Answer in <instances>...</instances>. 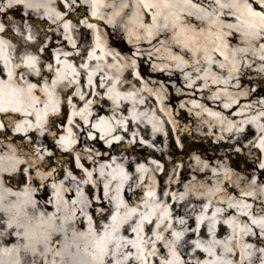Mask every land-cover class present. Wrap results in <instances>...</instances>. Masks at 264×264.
Masks as SVG:
<instances>
[{
  "label": "bare ground",
  "instance_id": "bare-ground-1",
  "mask_svg": "<svg viewBox=\"0 0 264 264\" xmlns=\"http://www.w3.org/2000/svg\"><path fill=\"white\" fill-rule=\"evenodd\" d=\"M21 6L29 17L50 18L53 32L43 30L42 40L35 44L19 40L10 28L30 37L36 34L34 19L16 14ZM63 6L66 13L60 16ZM80 11L84 16L74 14ZM89 24L96 27H88L93 32L95 59L82 69L84 50L78 33ZM0 26L6 27L0 32L4 59V68L0 66L4 124L0 129V264H161L159 258L172 264H194L189 258L205 259L207 264L215 260L226 264L227 259L248 264L244 253L252 254L253 263L264 261V169L257 167L264 155V134L257 141L249 127L248 134L238 133L245 117L264 129V84L256 77L264 74V0H0ZM62 30L79 50L77 56L68 55L73 49L55 35ZM113 33L124 37L114 38ZM45 38H49L47 47L55 49L53 54L47 48L39 53ZM53 57L58 64L43 72L42 62ZM147 57L152 63L148 69L143 64ZM128 77L131 81H124ZM101 80L110 86L108 100L100 97ZM169 82L176 91L164 89ZM257 83L261 85L252 92ZM11 86H17V94L8 93ZM130 90L133 94L121 93ZM79 91L85 92L82 98ZM59 96H69L73 103L63 137L67 146L77 140L71 149L77 157L76 161L59 159L48 167L46 159L60 151L48 137L36 135L34 125L44 123L43 112L53 109ZM175 100L188 105L195 129L233 139L228 145H240L252 162L244 166L231 158L226 162L229 154L218 151L224 145L220 141L214 148L193 150L182 160L178 176L175 172L166 179L158 176L155 161L161 159V151L145 145L137 149V135L130 132L137 130L151 144L161 143V130L178 134L189 117L185 111L171 117L169 107ZM117 111L128 116L125 132ZM47 120L54 123L50 117ZM85 133L93 134L92 139L84 136L81 141ZM117 135L131 136L133 144L124 150L115 149L113 143L109 149L101 144L96 150L90 147L99 136L108 141ZM81 143L91 149L81 148ZM146 156L153 161L145 160ZM135 162L138 173L128 175L125 170ZM64 166L76 179L65 173ZM15 169H25L28 178L21 172L18 178ZM212 183L220 184V191L209 192ZM84 185L86 195L78 193ZM144 188L149 196L143 198L144 209L139 212ZM181 192L184 196L178 195ZM107 202L116 206L118 216L111 227L102 229L98 211ZM248 203L255 222L245 215ZM214 206L221 211L214 213ZM192 213L200 221L205 218L196 243L203 249L190 255L194 244H183L192 231L182 240L178 235L187 225L195 226ZM88 216L93 225L86 223ZM150 216L147 226L142 219ZM176 216L188 220L180 224ZM128 218L129 223H124ZM130 223L135 224L132 233ZM212 224L218 231L210 238L206 228ZM100 230L102 239L97 236ZM143 232L148 236L142 241ZM207 246L213 253L206 256Z\"/></svg>",
  "mask_w": 264,
  "mask_h": 264
},
{
  "label": "rangeland",
  "instance_id": "rangeland-1",
  "mask_svg": "<svg viewBox=\"0 0 264 264\" xmlns=\"http://www.w3.org/2000/svg\"><path fill=\"white\" fill-rule=\"evenodd\" d=\"M86 11V9H85ZM77 16H84L83 11L80 12H75L74 13ZM8 17L12 16V15H7ZM88 27H93L96 28L94 24H89L87 26V28L83 29V32L81 33V37H82V43L84 46H87L89 44L90 41V37H91V31L88 30ZM120 35H113L114 38H118ZM122 38V36H120ZM143 64L145 65V67L148 69L152 63L149 62L148 57L143 61ZM264 75H257L256 77L258 79H260L261 81H263L264 83V79H263ZM249 77H253V75H249ZM130 79V78H129ZM169 88L164 87L165 90L167 91H176L174 90V83L173 82H169ZM191 102H195L198 103L197 100H193ZM108 108V106H107ZM189 107L186 104H182L181 102H178V100H175L173 105L171 107H169V114L171 115V117L173 116H182V111H185V114L189 117L187 118V121L185 122V124H182V127L179 130V133L175 136L174 134H169V142L171 140V144L167 143L166 140H164V138L161 139V143H156V144H151V142L147 139H141L139 138L138 141L140 144H138L136 147L137 149H140L142 147L147 146L148 148H152L155 151H161L162 157L159 160H156L155 163L156 165L159 166V168L156 170V172L158 173V176H161L162 179H166L169 177V175L172 172L176 173V176H178L180 167L182 165V160H186L188 159L189 154L193 151V150H200L203 151V149H211L214 148L215 146L219 145L220 141L224 142L223 146L219 147V152L221 153H225L227 152L229 154L228 157H226L224 160L226 162H228V160L231 158L233 160V162L235 164H237L238 166H244L245 163H251L252 159L251 156L247 153H244V151H242L240 149V145H234V146H230L228 145L227 142H231L233 141V139H226L222 136H220L218 133H213L210 130H206V131H202L199 128L195 129L194 126L191 125L190 122V112H189ZM214 113H218V111H214ZM198 123H201V121H199ZM186 124H188L189 127L186 126ZM191 129V132L189 131ZM193 133V135H191ZM184 135H188V138L186 139L187 142L185 143H191L193 144L192 146H189L186 150L181 151L179 148V141H181L184 138ZM84 136H88V137H93V134L91 133H85V135L82 136L81 141H83ZM119 136H115L114 138H112L111 140L108 141H103L101 140V137L99 136V141L91 144V148H93L94 150L99 149L100 144L101 145H107L108 143H110V141H112L113 139L118 138ZM73 142H77L76 139L72 140ZM99 143V145H98ZM81 148L83 147V149H91L90 147H87L86 144L81 143ZM242 145V144H241ZM131 144H129V142L123 143V145L120 146V148H125V147H130ZM119 148V146H115V149ZM48 154L51 153V151L47 152ZM60 154H62L63 156H61ZM61 156V157H60ZM72 157L73 159L77 157V154L74 153H67V155H65V153L59 152V155L57 156H51V159L48 157L46 159V166L50 167L53 164H55L59 159L62 158H69ZM175 158V160L172 161V159ZM167 163V165H165ZM165 166L164 169V173L160 174L161 168ZM65 167V166H64ZM63 167V169H64ZM162 172V171H161ZM189 177L192 179L194 178L193 174L190 173ZM210 190L209 192L211 193H216L218 191H220V184L218 183H212L209 186ZM179 196H184V193L181 192L178 194ZM249 204V203H248ZM110 209V207L108 206V203L105 204L104 208L102 209V211H108ZM221 207L220 206H214V213L216 212H220L221 211ZM195 216H198V214H195ZM251 221L255 222L254 218H250ZM249 220V221H250ZM262 229H264V226L262 227ZM186 244H188V240H186V242L183 244V246H185ZM260 250V249H257ZM189 252V251H188ZM190 259V258H189ZM243 259L245 261L248 262V264H256L253 263V256L251 253H244L243 254ZM161 260H163V258H161ZM226 264H236L232 261H230V259H227L226 261H224ZM219 262L217 260H215V264H218ZM257 264H264L263 262H259Z\"/></svg>",
  "mask_w": 264,
  "mask_h": 264
}]
</instances>
